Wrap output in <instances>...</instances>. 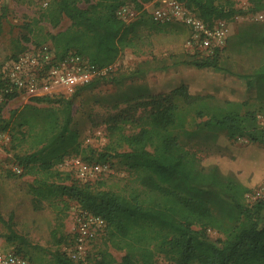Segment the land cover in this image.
I'll list each match as a JSON object with an SVG mask.
<instances>
[{
  "label": "trees",
  "instance_id": "16d2710c",
  "mask_svg": "<svg viewBox=\"0 0 264 264\" xmlns=\"http://www.w3.org/2000/svg\"><path fill=\"white\" fill-rule=\"evenodd\" d=\"M149 1L134 0L133 4L140 10ZM181 1L205 23L228 22L241 13L231 1ZM248 1L251 11H264V0ZM126 2L53 0L45 9L49 11L50 23L56 26L62 18L71 22L67 31L52 36L58 55L73 50L101 67L113 66L123 49L133 46L139 38L136 32L140 24L150 22L154 31L165 25L153 22L144 12L135 22L124 23L116 12ZM3 17L1 13L0 34ZM191 57L197 67L220 68L219 50L207 57ZM103 78L80 88L74 95ZM244 78L249 84L253 81L259 84L254 102L191 94L186 85H181L166 94L134 99L107 118V131L111 137H118L117 147L128 148L113 156L121 157L130 169L139 173L142 194L124 196L112 191H94L87 183L38 181L32 186L35 210L42 201L51 202L57 197L72 199L85 212L105 221L113 246L122 248L119 241L127 248L120 262L106 251L94 263L75 262L56 252L54 264H153L156 254H163L176 264H264V196L251 205L245 204L250 186L234 172L225 173L218 164L206 163L200 155L204 150L210 154L213 149L220 150L218 140L222 135L228 139L245 138L264 150V127L258 121V114L264 111V61ZM13 97L4 95L0 101V131L8 127L2 112ZM67 102L69 106L70 100ZM69 123L68 114L61 132L51 137L43 149L19 158L22 173L39 154L48 149L55 154L56 145L76 140L75 135H68ZM55 158L57 162L62 159L61 155ZM53 165L47 160L41 163V168L49 171ZM11 220L12 216L6 221L0 214L1 223L8 225ZM207 228L221 230L224 239H208ZM8 230L9 242L29 244L24 236L11 228Z\"/></svg>",
  "mask_w": 264,
  "mask_h": 264
},
{
  "label": "rangeland",
  "instance_id": "374dc122",
  "mask_svg": "<svg viewBox=\"0 0 264 264\" xmlns=\"http://www.w3.org/2000/svg\"><path fill=\"white\" fill-rule=\"evenodd\" d=\"M221 1H231L241 13L231 21H225L229 32L226 44L215 50H219V69L192 64L191 56H207L193 45L187 27L165 24L159 25V31H154L148 22L138 26L139 38L135 44L123 49L118 61L98 83L75 95L52 101L15 99L5 104L2 115L8 121V127L0 131V214L6 221L10 216L12 220L8 225L0 222V252L21 253L37 264H54L56 252L94 263L100 253L106 251L116 262L121 261L127 248L119 241L122 248L113 246L106 224L90 222L80 250V223L91 214L67 197L42 201L40 208L35 210L32 186L38 181L87 183L94 191H112L124 196L142 194L144 188L139 173L130 169L121 157L113 156L128 151V148H118V137L109 135L106 121L110 115L134 99L166 94L181 85H186L191 94H210L220 100L237 102L256 101L259 84L256 81L247 83L244 75L252 73L263 61L264 41L258 37L264 33V17L258 18L261 11H251L248 0ZM1 13L4 17L0 34V80L3 66L26 45L50 44L54 47L52 36L71 27L67 18L53 26L49 11L39 9L32 0H0ZM68 114V135H75L76 140L56 145L55 154L49 149L44 151L28 165L24 163L22 174L14 173L12 167L19 165V158L40 151L51 137L61 132ZM258 121L264 127V111L258 114ZM218 145L220 150L215 152L213 149L211 154L204 150L200 154L205 162L218 164L225 173L234 172L250 186L245 204L251 205L264 196L262 147L245 138L228 139L224 135L219 138ZM55 155H61V161L57 162ZM74 157L99 163L105 170L93 180L84 182L71 166L64 164L65 160ZM47 160L54 165L44 171L41 163ZM8 228L24 236L29 244L9 242ZM205 234L212 241L224 239V234L217 228H207ZM153 264L176 263L163 254H156Z\"/></svg>",
  "mask_w": 264,
  "mask_h": 264
},
{
  "label": "built area",
  "instance_id": "2783aa9c",
  "mask_svg": "<svg viewBox=\"0 0 264 264\" xmlns=\"http://www.w3.org/2000/svg\"><path fill=\"white\" fill-rule=\"evenodd\" d=\"M39 9H48L53 0H32ZM141 12L146 13L157 24H179L187 27L192 35V43L204 55H212L215 50L221 49L226 44L228 27L225 21L205 23L181 0H151L138 9L133 3L122 4L117 12V18L124 23L138 20ZM264 15L260 14L259 19ZM112 66L101 67L81 56L76 51L70 50L63 55H58L50 44H30L12 58L1 71L0 101L4 95H14L15 99H40V98H65L72 96L80 88L91 84L106 75ZM71 166L77 177L88 182L100 175L105 169L99 163H88L79 157L64 161ZM16 174H22V167H12ZM105 225V221L97 216H89L80 223L79 245L88 235L90 222ZM75 262L76 256L70 257ZM0 264H36L23 255L13 251L0 252Z\"/></svg>",
  "mask_w": 264,
  "mask_h": 264
},
{
  "label": "crops",
  "instance_id": "0c3cea01",
  "mask_svg": "<svg viewBox=\"0 0 264 264\" xmlns=\"http://www.w3.org/2000/svg\"><path fill=\"white\" fill-rule=\"evenodd\" d=\"M262 14L264 15L263 11H262ZM263 32H264V31H263ZM232 34H233V33H232ZM262 37H264V33H262L261 36L259 35L258 38L261 39ZM263 61H264V58H263ZM263 61H262V62H263Z\"/></svg>",
  "mask_w": 264,
  "mask_h": 264
}]
</instances>
